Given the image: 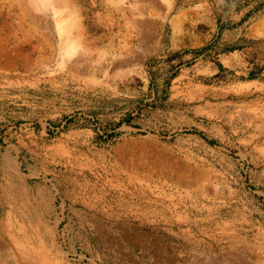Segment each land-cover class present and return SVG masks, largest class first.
Here are the masks:
<instances>
[{"label":"rangeland","instance_id":"1","mask_svg":"<svg viewBox=\"0 0 264 264\" xmlns=\"http://www.w3.org/2000/svg\"><path fill=\"white\" fill-rule=\"evenodd\" d=\"M0 40V264H40L9 222L58 264H264V0H0Z\"/></svg>","mask_w":264,"mask_h":264},{"label":"bare ground","instance_id":"2","mask_svg":"<svg viewBox=\"0 0 264 264\" xmlns=\"http://www.w3.org/2000/svg\"><path fill=\"white\" fill-rule=\"evenodd\" d=\"M9 44H11L9 41L6 42V41H3V40H0V56H4V57H6V59L7 58L11 59L13 54L18 59V58L22 57L25 53H29V52H27V50L30 51V49L26 48L23 44L18 43V42L17 43L14 42L12 45H10L13 48L12 49L13 51H10L7 48V46ZM11 165H13V164H11ZM8 224H10V225H8ZM8 224H7L8 225L7 227H8V230H9L8 234L11 236L12 242H14L15 245L17 246V251H18L19 256H20V259H18V260H23L24 258L29 256V257H32V258L38 260L40 264H58L56 259L51 257L52 255L50 256L49 254H47L46 252L43 251L44 249L41 247L40 243L39 244L35 243L34 245L36 246L37 251L36 252H31V249L29 247L31 245V242H27V240L25 241L24 238L21 235L22 230H24V227H22V225L17 227L16 224H13L11 222H9ZM23 236H24V234H23ZM27 236H28L27 238L29 239V235L28 234H27ZM28 243H30V244H28ZM3 247H4V242L0 240V249H3Z\"/></svg>","mask_w":264,"mask_h":264}]
</instances>
